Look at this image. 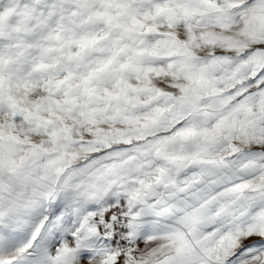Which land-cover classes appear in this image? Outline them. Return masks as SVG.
<instances>
[{"label":"snow or ice","instance_id":"obj_1","mask_svg":"<svg viewBox=\"0 0 264 264\" xmlns=\"http://www.w3.org/2000/svg\"><path fill=\"white\" fill-rule=\"evenodd\" d=\"M0 264H264V0H0Z\"/></svg>","mask_w":264,"mask_h":264}]
</instances>
